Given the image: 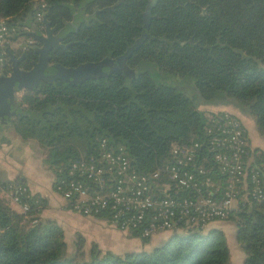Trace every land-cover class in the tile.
Segmentation results:
<instances>
[{
  "label": "trees",
  "instance_id": "16d2710c",
  "mask_svg": "<svg viewBox=\"0 0 264 264\" xmlns=\"http://www.w3.org/2000/svg\"><path fill=\"white\" fill-rule=\"evenodd\" d=\"M44 1L0 0V18L15 32L30 27L25 33L36 39L29 30L43 23L37 20L41 11L70 31L68 40L87 36L86 42L51 53L69 66L122 52L140 34L146 3L123 0L111 20L91 7L115 0ZM152 12L149 30L155 38L145 39L129 57L134 75L42 80L15 103L16 113L7 120L22 138L47 147L44 161L52 168L53 187L72 176V160L97 152L103 137L111 148L122 146L136 170L153 171L168 159L172 144L202 136L213 111L198 108V101L232 105L264 135V0H158ZM26 56L23 64L29 67L37 51L29 49ZM11 60H5L4 74ZM201 150L206 157L198 163L211 165L204 146ZM249 159L260 166L250 151ZM13 181L26 184L22 177ZM10 182L0 179V189ZM24 199L29 208L19 212L0 194V264H229L222 230L200 229L192 222L177 224L150 249L119 254L96 242L84 249L78 235L69 250L62 226L41 215L44 199L37 193ZM227 219L244 254L241 264H264V199L240 205ZM129 234L143 243L151 238L138 229Z\"/></svg>",
  "mask_w": 264,
  "mask_h": 264
},
{
  "label": "built area",
  "instance_id": "2783aa9c",
  "mask_svg": "<svg viewBox=\"0 0 264 264\" xmlns=\"http://www.w3.org/2000/svg\"><path fill=\"white\" fill-rule=\"evenodd\" d=\"M42 16L38 11L37 20ZM15 31L0 18V70L5 67L8 37ZM203 146L211 165L198 163L206 157ZM249 149L240 118L218 110L210 114L199 139L172 144L168 159L151 172L136 170L123 147L111 148L103 137L97 152L70 162L72 176L54 188L71 209L84 215L106 214L109 224L128 232L138 229L140 236L184 222L205 229L212 221L227 219L240 205L264 199V171L250 161ZM1 188L23 211L29 208L24 198L32 192L25 183L13 181ZM178 190L188 194H175ZM232 200L238 202L236 206Z\"/></svg>",
  "mask_w": 264,
  "mask_h": 264
},
{
  "label": "rangeland",
  "instance_id": "374dc122",
  "mask_svg": "<svg viewBox=\"0 0 264 264\" xmlns=\"http://www.w3.org/2000/svg\"><path fill=\"white\" fill-rule=\"evenodd\" d=\"M41 2L45 4L44 0H41ZM94 8L95 6L93 5L91 7V10L93 11ZM70 20H73V19L70 18ZM29 28L27 27V29H23L25 30L24 32L20 31V32L11 33L8 37L7 49L9 51H12L15 54V57L21 53V51L23 50V47L26 46V44L31 43L33 42L32 40H34L31 38L30 35L25 33V32H28ZM9 53L10 52H8V57L6 56V59L10 58ZM8 67L10 71L12 67V62H9ZM9 71L7 73H9ZM3 73L5 72L3 71V69H1L0 74H3ZM27 89L28 88L20 89L16 93V98L19 99L20 97L25 96V94L29 92ZM197 107L200 109L206 110V111H213V112H216L218 110H226V111L233 113L237 117H239L240 120L243 122L246 132L248 134L251 155H253L254 158L259 160V164L260 166L263 167V171H264V161L262 160V158H264V135L263 133L258 131L257 128H254V129L253 127L248 128V125L244 122V119H243L244 114L242 112H240L237 108H236L237 112L231 109H227L226 105H223V104L212 106V105H208L203 102H200V101L197 102ZM13 116L14 115H12L11 117ZM47 150H48L47 147L41 144L35 138L30 139V140H24V141L22 140L18 143L17 141H13V140L9 142L4 136L0 135V179L2 181L10 182L16 178L18 172L24 171V169L26 170L36 169L38 173L41 170L39 175H37L38 177H36L37 182L32 180L31 177H28L25 182H27L29 187L37 189V191H42V192L51 191L52 188L54 189L53 187L54 175H52V168L44 161V158L47 154ZM18 177H21V176H17V178ZM0 194L2 197H4L6 200L9 201L10 205L15 210L19 212L23 211L20 205L15 203L12 200L9 191H6L5 189L1 188ZM237 203L238 202L236 200H232V206H236ZM209 227L210 226L208 225L206 228L208 229ZM213 227L219 228L224 233V236L226 238V242L229 248V264H240V259L241 260L243 259L244 254L240 246H238V244L236 243V239L234 237V231L233 232L229 231L226 228H225L226 230L224 231V228L221 227L220 225H214ZM62 228L64 231V237L68 243L69 250L74 249V242L76 241V238L78 237V235L82 236L81 244H82V247H84V249H88V247H90V245L94 242V241H88L86 238V235L78 230L71 233V232H68L66 227L63 226ZM110 228L114 229L111 226ZM206 228L204 230H206ZM178 231L183 232L184 228H180L178 229ZM173 232H174L173 228L162 230L154 234L155 237L152 235L154 238L153 239L151 238V239L155 240V242L157 243L159 238H167ZM147 245L148 244H146L145 247L142 246L141 248V246L136 247L135 244L128 242L127 246H125L124 248H127L128 249L127 251L150 249L151 247ZM118 249H121V248H117L116 250ZM241 253H242V257H241Z\"/></svg>",
  "mask_w": 264,
  "mask_h": 264
},
{
  "label": "crops",
  "instance_id": "0c3cea01",
  "mask_svg": "<svg viewBox=\"0 0 264 264\" xmlns=\"http://www.w3.org/2000/svg\"><path fill=\"white\" fill-rule=\"evenodd\" d=\"M8 52L10 51L8 50ZM226 108L237 112V109L231 106L230 104L226 105ZM243 119L244 122L248 125V128L249 127H253V129L256 128L253 120L250 117L243 115ZM7 122L8 121L0 123V135L4 136L9 142L13 140L19 143L22 140L24 141V140L34 139V138H25V139L22 138L13 129V127H11L12 126L11 123L10 122L7 123ZM39 173L36 169H30V170L24 169V171L18 172L17 176L23 177L25 181L28 177H31L32 180L37 182L36 177H38L37 175H39ZM52 175H54L53 171H52ZM28 188L33 193H37L44 199V205L41 209V215L56 220L59 224L66 227L68 232L72 233L78 230L84 233L88 241L96 242L97 245L102 249H110L116 253L121 254L128 250L127 248H124L125 246H127L128 242L135 244L136 247L141 246V248L142 246L145 247L146 244H148L147 246L151 247V245L156 243L155 240H152L155 237V235H153L154 237L151 236L152 239L150 238L149 242L143 243L140 238L131 236L128 231L120 230L119 228L109 224L104 218H100L98 216H93V215L90 216L84 215L71 209L68 206L66 200L61 196V194L58 191H56L55 188L54 189L52 188L51 191H43V192L37 191V189L31 188L29 186ZM109 225L114 229L110 228ZM208 225L210 227H213L214 225H220L221 227L224 228V231L226 229L232 232L235 231V226L229 219L212 221ZM160 239L162 238H159V240ZM117 248H121V249L116 250ZM241 257H242V253H241ZM241 262L242 260L240 259V264Z\"/></svg>",
  "mask_w": 264,
  "mask_h": 264
},
{
  "label": "flooded vegetation",
  "instance_id": "af4514ba",
  "mask_svg": "<svg viewBox=\"0 0 264 264\" xmlns=\"http://www.w3.org/2000/svg\"><path fill=\"white\" fill-rule=\"evenodd\" d=\"M122 1L123 0H115V2L106 4L104 6H98V7L95 6V8H94V14L97 15L100 12H106L107 15H108V17L111 20H113L114 17L112 15V12H113L114 8L120 2H122ZM157 1L158 0H156L151 5V7L147 10V6H148V3H149V0H146L144 9L142 11V20H143V22H142V25H141L140 34L137 35L134 38L133 42L136 40L137 37H139L143 33L145 19L149 18V25H150L151 19L156 16V14L152 12V10H153V7L155 6V4L157 3ZM187 1L188 0H186V2ZM104 7H107L108 9H104ZM45 17L47 18V15L44 13L43 16H42V20H43V23L42 24L43 25H42L41 28L40 27L38 29L37 28H31L29 30L33 35L36 36V39L33 38V36H31V38L34 39V40H32L33 42L26 44V46L23 47V50L21 51V53L18 56H16L15 59L11 60L12 67H11V70L9 71V73H6V74L3 73V74H0V75H8V74H11L12 71H13L14 76H21L18 70H14V67L15 68H20V69H29L31 67V66L27 67V66H25L23 64L25 62V60L27 59L26 52L29 49H34V50L37 51L39 49V47L42 45V42L38 39L37 36L39 34H41V33L42 34H45L46 31H47V26H46V23L44 22V18ZM47 20H48V18H47ZM50 26L51 27H55L51 34H53V35L54 34H58L60 36L59 42H61V43H67V42H70V41H75V40H70V39L68 40L67 39V35H69L68 33L70 31H67L66 32L63 27L59 26L56 23L53 24L51 21H50ZM75 30H77V28H75ZM147 32H148V36L145 39H147V38H153V37L155 38V36L150 33L149 26H148ZM86 39H87V36H85V38L83 40L82 39H77V40H80L82 42H86ZM48 42H49V44H54L55 43V39L51 37V38L48 39ZM67 47H65V48H63L61 46H57V48L52 47L50 49V51H49V54L51 55V53L53 51H58L59 49L64 50ZM125 49L122 52H120V53H116L115 51H113L110 54H107V55H105L104 57H102V58H100L98 60H92V62H93V61H100L102 59H106L105 62H104V64L100 65V67L98 69H95V72L87 74L86 75L87 77H85V78H84V76H82V78L79 81H82V80H84L86 78L100 77L102 75L111 74L113 72H116V73H119V74H124V75H134L135 74V67L133 65H131V61H129V57L131 55L128 56L127 59H126V61L123 62V63H118L117 60H116V58L120 54H122L125 51ZM37 56H38V53H37ZM36 59H37V57H36ZM36 59H33L32 61H34ZM32 61H31V65H32ZM49 61H50V64L51 63H60L58 60L54 59L51 56H50V60ZM85 62H88V61H85ZM85 62H80V63H85ZM80 63H78V64H80ZM78 64L71 65V66H76ZM65 66H69V65H65ZM55 71H56V68H54L53 66H50V67H48L46 69V72L47 73H52V72H55ZM79 81H77V82H79ZM71 82H74V81H71ZM8 91H9V81L6 80V79H0V123L8 121L7 119L12 116V115H8L7 112L9 110L11 111V109L13 107L12 104H15L17 102V100H18L16 98V93H17L16 92L15 95H14L13 100H11V102H12V103H10L11 105H9V103H8L9 102V96H8L9 94H8Z\"/></svg>",
  "mask_w": 264,
  "mask_h": 264
},
{
  "label": "water",
  "instance_id": "95a60500",
  "mask_svg": "<svg viewBox=\"0 0 264 264\" xmlns=\"http://www.w3.org/2000/svg\"><path fill=\"white\" fill-rule=\"evenodd\" d=\"M156 0H149L147 10L151 7V5ZM104 9H108L107 7H104ZM44 22L47 26V31L45 34H39L37 37L42 42V45L37 50L38 56L37 59L32 61V65L29 69H20L15 68L14 70H18L21 76H14V73L12 71L11 74L8 75H0V79H6L9 81V105L11 100H13L14 95L16 92H18L22 88H31L33 86H36L39 84L41 80H48L53 78H59L66 81H79L82 76L87 77L86 75L89 73L95 72V69H98L100 65L104 64L106 59H102L100 61H88L85 63H80L76 66H65L60 63H51L50 64V54L49 51L52 47L57 48V46H61L63 48L67 47L71 43L79 42L78 41H70L67 43H61L59 42L60 36L58 34H51L55 27L50 26V21L47 20V18H44ZM149 26V18L145 19L144 21V31L143 33L136 38V40L129 45L125 51L120 54L116 60L118 63H123L126 61L127 57L131 55V53L137 49L142 41L148 36V29ZM54 38L55 43L49 44L48 39ZM154 38V37H153ZM82 42V41H80ZM10 58L13 60V57L10 53ZM50 66H53L56 68V71L53 73H47L46 69ZM13 107L11 111L9 110L7 112L8 115H14L16 113L15 110V104H12Z\"/></svg>",
  "mask_w": 264,
  "mask_h": 264
}]
</instances>
